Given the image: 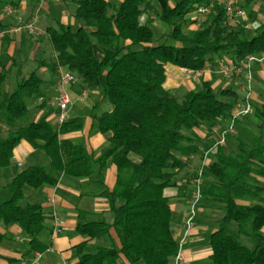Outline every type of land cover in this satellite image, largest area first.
Returning <instances> with one entry per match:
<instances>
[{"label":"trees","instance_id":"1","mask_svg":"<svg viewBox=\"0 0 264 264\" xmlns=\"http://www.w3.org/2000/svg\"><path fill=\"white\" fill-rule=\"evenodd\" d=\"M155 1L65 0L73 7L76 26L57 20L45 30L53 52L51 68H66L82 88L99 90L110 105V109L91 113L99 132L107 134L97 155L83 144L60 138L80 130L81 117L58 125L46 116L29 120L31 106L26 99L40 94V65L18 79L13 92L0 87V122L5 125V129L0 125V168L11 164L21 141L49 158L48 166L36 163L20 169L7 182L10 197L0 199V223L18 224L30 250L47 249L38 237L45 215L39 203L26 200L25 186L54 185L60 173L78 179L100 175L110 161L116 166L115 182L101 194L109 200L111 219L76 227L88 239L108 238L109 244L80 255L78 264H117L120 257L128 264H168L178 251L170 198L164 190L175 185L186 158L198 152L194 129L230 116L236 93L231 88L216 92L203 81L200 88L175 96L163 86L165 65L201 71L212 67L221 53L236 65L248 56L264 54V4L262 22L248 33V23L257 20L250 8L254 0H244L248 22H231L224 8L217 7L196 28H188L194 22L189 20L203 0ZM8 2L0 0V10ZM152 17L165 29L159 38ZM6 27L0 20V30ZM251 116L260 122L257 132L246 129L253 142L238 138L235 149L218 144L203 167L206 181L201 196L224 207L221 226L209 236L213 264H264V96L261 103L253 104ZM229 223L235 224V232L228 230ZM242 237L252 246L244 244ZM85 242L77 245L79 250Z\"/></svg>","mask_w":264,"mask_h":264},{"label":"crops","instance_id":"2","mask_svg":"<svg viewBox=\"0 0 264 264\" xmlns=\"http://www.w3.org/2000/svg\"><path fill=\"white\" fill-rule=\"evenodd\" d=\"M63 1L60 4L59 0H10L0 10V20L7 25L6 30L8 31L0 38V75H2L0 87L3 91L8 93L13 92L16 89L17 80L28 76L30 72L27 75L23 72L24 66L28 63L36 64V69L40 65L38 69L41 72L47 71V62L44 58L37 59L40 52L44 54V52L50 50L51 55L53 54L45 32L46 28L55 25L57 20L66 25H76L73 11L70 12L68 10V8L72 7L63 4ZM118 1L121 0H115L114 2ZM263 2L264 0H261V6H259L260 4H256L252 8L257 14V21L259 23L263 20ZM57 4L61 8L60 14L57 17L51 16L52 7ZM7 7H11L10 12L6 10ZM35 14H37L38 18V32L29 34L23 25L29 22ZM245 17L246 13L242 18ZM197 26L198 23H192L188 28H196ZM256 57L257 60L253 61L250 67L251 94L249 100L261 103L264 96V54L256 55ZM228 63L232 64L233 61L225 53H221L215 57L212 67L201 71H191L168 63L165 65L166 77L163 86L175 96L180 97L188 90L200 88L203 81H208L216 92L225 88H231L236 93V99L243 98L245 94L243 85L246 83V71L242 70L240 73L231 74L230 76L220 73L218 71L219 65ZM62 68L64 67L57 66L55 70L52 88H54L56 94L58 76L61 72L67 70ZM40 77L43 80L40 94L37 101L30 105V110H36V108H39V110L33 116H30L29 120L36 121L40 117L46 116L55 124L56 117L51 113L45 112L44 107L40 106L43 103L44 105H56L52 104L54 99L43 94L44 86H47V82L43 76L40 75ZM77 81L79 80L70 83L72 104L69 106V110L66 111L68 118H71L68 113L74 103L77 100L83 99L76 96V93L73 92L74 86L72 84L77 83ZM182 88H185V90L181 91ZM83 92L88 94L91 91L84 89ZM107 109H110L109 104H107ZM234 109L235 105L230 112V116ZM230 116L214 124H202L194 129L198 137V152L186 158L185 167L175 177H179V180L175 181L174 186L164 190V194L174 203V207L179 213L171 224L173 236L177 240L182 235V216L192 195L195 183L194 177L198 168L203 161H205V166L210 162V155L215 151L218 144L235 149L238 141L241 140V138H239L240 140L235 139L233 141L235 145H231L230 140H226L224 135L221 141L218 129L226 124ZM240 116H243V114ZM239 117L237 116L235 121ZM83 120H85V123ZM90 120L88 116H86V119L82 118L84 125L82 124L83 127L80 130L62 134L60 138H67L76 144H83L89 153L97 155L106 144L107 134L100 133L98 127L94 126ZM241 121L245 122L246 119L239 120V122ZM0 125L1 129H5V125L2 122H0ZM244 127L245 130L248 128L246 125ZM234 129L243 128L234 127ZM36 163L48 166L49 158L42 150L34 149L28 142L21 141L14 148L11 164L5 168H0V199H8L11 195L7 188V182L20 169ZM115 177L116 166L107 161L106 168L100 175L95 173L88 178L78 179L60 173L57 177V183L54 185H43L39 188L25 186L26 200L28 202L39 203L42 206L45 215V227L38 237L42 243L47 245V249L42 252L30 250L28 237L18 224L4 226L0 223V264H78L80 255L93 252L97 245L107 246L109 244L108 238L100 240L88 239L86 236L80 234L76 227L78 224L87 221L103 218L105 220L111 219L112 214L109 211V200L101 192L104 189H111L113 187ZM205 181L202 175L200 188L205 184ZM222 206L217 201L201 196L195 219L197 221H194V226L190 230L187 241L182 247L184 262L181 264H213L210 259L212 250L209 245V236L221 226V218L224 214ZM218 213L219 215L216 216ZM261 230L264 233V225ZM110 235L116 246L119 247V241L116 239L113 229H110ZM82 242H85V244L79 250L77 245ZM117 264H128V262L123 257H120L117 260ZM135 264L141 263L136 262ZM168 264H172V259H170Z\"/></svg>","mask_w":264,"mask_h":264},{"label":"rangeland","instance_id":"3","mask_svg":"<svg viewBox=\"0 0 264 264\" xmlns=\"http://www.w3.org/2000/svg\"><path fill=\"white\" fill-rule=\"evenodd\" d=\"M62 1L63 0H59V3L61 4ZM113 1H115V0H113ZM229 1H231V2H234L235 1L234 3H236L239 6H242L243 10L246 13V17L245 18H240L238 20L236 19V21L238 22V24L243 23V21H247V19H248V17H247V15H248L247 14L248 9L243 5L244 4V0H238V1H236V0H210L209 3H207L206 1L203 0L202 1V4H210V3L212 4V8L210 9V12L207 15H198L195 12L194 14H192V16H191L192 19L189 20V21L190 22L194 21L195 23H201L202 24L204 21H206L208 19V17L211 14V12L212 13H215L216 10H217V7H223L224 8L225 3L226 2H229ZM152 2L154 4H156V1L155 0H152ZM63 4L68 5V4L65 3V1H63ZM256 4L257 5L260 4L259 6H261V0H254L252 2V4L250 5V8L252 9L253 8V5H256ZM68 6H71V5H68ZM72 8H70L71 10L68 8V10L71 12V11H73ZM60 11H61V8H60V6L58 4L55 5V6H53L52 7V15L51 16L57 17L60 14ZM145 19H146V17L145 16H142L140 20L142 22H144ZM152 19H153V28H154L155 37L156 38H159L160 36H162V33L165 32V29H163L162 23H159L153 17H152ZM258 24H259V21H257V20L255 22H249L248 25H247L248 33H250L251 30H253V28H255V26H257ZM44 44H46V43H44ZM38 54H39V56L37 57V59L44 58V60L47 63H49L48 66H47V68H48L47 71L41 72L38 69V73L41 76H43L45 78L46 82H47V86H44L45 89L43 90V94H46L48 97L54 99V97L57 96L58 91H57V94H56V91H54V88H52L53 87L52 83H53V81L55 79V73H56L51 68V66H50V63H52L53 57L51 55L50 50L44 52V54L42 52H40ZM34 69H36V64L28 63L26 66H24L23 72H24L25 75H27L29 72H31ZM62 69H66V68H62ZM66 71H68V70H66ZM50 84H51V86H50ZM72 86H74V89H73L74 91L73 92L76 93V96L82 97L83 99L82 100H77L74 103V105L70 109V112L68 113L69 117L79 116L81 118L86 119V116H88L91 119L90 121L93 123V125L97 127V124L94 121V119L92 118L91 113L93 111L100 113V112H102L104 110H107V104H108V102L106 101V99H103L102 98V93L99 90H97V89H89L91 92H89L88 94L87 93H84L83 92L84 89L81 87L79 81H77V83H73ZM245 86H246V83H245V85H243V87H244L243 89H244V93H245L244 96H243V98H237L235 100V107L238 108V109L241 108L244 103H246L245 102V96L247 94V91H246L247 89L245 88ZM184 90H185V88H182L181 89V91H184ZM66 91H67L68 95L71 97V100H72V96H71V84L68 85V86H66ZM96 91H97V93H96ZM74 93H72V94L74 95ZM250 94H251V91H250ZM37 98H38V96H32L30 98H27L26 99V102H27V104L31 105V104H33V103H35L37 101ZM249 103H250V105L252 106V109H253V104L255 102H253L252 100H249ZM256 103H259V101L256 102ZM237 104L240 105V106H237ZM43 109H44L45 112L53 114L54 117H56V114L59 112V109H58V107L56 105L51 106V105H48L47 104V105L44 106ZM37 110H39V108H36V110H33V109L30 110V116H33L34 113L37 112ZM68 110H69V108L67 109V111ZM251 114H252V111L249 112L248 114H243V116H240V117L238 116L239 117L238 120H236V121L234 120V122H233L234 125H232V127L234 126V127L243 128V129H234V127H233V130L232 129H229L228 127L230 125L231 119H228L226 121V124H224L223 126H221V128L218 129L219 136H221V132L225 129L227 131L225 133V138H226V140L227 139L230 140V144L231 145H235L233 141L235 139H238V138H241V140H244V141H246L248 143H252L253 142L252 137H251L250 133H248L245 130L244 125H246L247 127H249V129H252L253 131H256L257 132L258 130H256V124L258 125V124H260V122L256 118L253 119L252 116H251ZM240 115H242V114H240ZM66 119H68L67 112H66ZM244 119H246L245 122H243V121H241L242 123L239 122V120H244ZM83 121L85 123V120H83ZM203 124L204 125H207L206 122H204ZM55 125H58L57 122H55ZM213 134H215V133H213ZM213 134H211V135H213ZM178 180H179V177L175 178V181H178ZM190 195H191V193H190ZM170 203H171L172 222H173L177 218V216H178L179 213H178V211H176V209L174 207V203L172 201H170ZM187 208H188V204H187L185 210ZM222 209H224L223 206H222ZM218 215H219V213L216 214V216H218ZM195 219H196V217H195ZM195 219H194V221H197ZM227 228H228V230L230 232H235L236 231V226H235L234 223H229L227 225ZM241 241L244 244H246L247 246H249V247L252 246L251 241L248 238H246V237H242L241 238Z\"/></svg>","mask_w":264,"mask_h":264},{"label":"built area","instance_id":"4","mask_svg":"<svg viewBox=\"0 0 264 264\" xmlns=\"http://www.w3.org/2000/svg\"><path fill=\"white\" fill-rule=\"evenodd\" d=\"M212 8V4H202L199 5L198 8L196 9V13L198 15H207L210 12V9ZM6 10L8 12L11 11L10 7H7ZM224 13L227 19L231 22L235 21L238 18H242L245 16V11L243 8L239 5H237L234 2H226L224 5ZM37 14L33 15L31 20L29 22H26L23 27L26 29V31L29 34H35L37 31ZM8 31L5 30H0V38H2ZM257 57L256 56H248L246 59H244L242 62H240L238 65L236 64H220L218 71L224 75H231V74H238L242 70L246 71V86L245 88L247 89V94L245 96V102L241 108H236L232 112L231 115V122L229 125V129H232L233 122L237 116L240 114H247L252 111V107L249 103V95L251 91V63L253 61H256ZM77 78L73 73L70 71H63L59 74L57 82H56V87L58 94L54 98V101H52V104H56V106L59 109V112L56 114V122L57 124H61L66 120V111L69 108V106L72 104L71 97L68 95L66 91V86H68L70 83L76 81ZM237 106H240L237 104ZM227 131L223 130L221 132V141L223 140V137ZM205 166V161L202 162L201 166L198 168L196 172V178H195V183H194V189L192 192V195L190 199L188 200V208L184 211L183 216H182V235L180 238L177 240L178 241V251L172 258V264H181L184 262V257L182 255V247L186 243L188 235L190 230L194 226V219L198 213V203L201 199V180H202V171L203 167Z\"/></svg>","mask_w":264,"mask_h":264}]
</instances>
